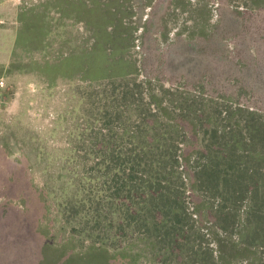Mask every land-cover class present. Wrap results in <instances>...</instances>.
Here are the masks:
<instances>
[{"label": "rangeland", "instance_id": "rangeland-1", "mask_svg": "<svg viewBox=\"0 0 264 264\" xmlns=\"http://www.w3.org/2000/svg\"><path fill=\"white\" fill-rule=\"evenodd\" d=\"M0 19V264H176L179 249L142 229L104 238L86 213L85 225V198L102 195V161L142 157L138 125L167 137L192 109L201 123L181 116L174 142L188 177L211 130L247 140L264 122V0H0ZM102 54L116 62L92 66ZM150 93L167 97L162 110ZM158 159L170 157L138 158ZM200 229L217 264H264V245Z\"/></svg>", "mask_w": 264, "mask_h": 264}, {"label": "trees", "instance_id": "trees-1", "mask_svg": "<svg viewBox=\"0 0 264 264\" xmlns=\"http://www.w3.org/2000/svg\"><path fill=\"white\" fill-rule=\"evenodd\" d=\"M110 61L116 62L102 54L90 64L96 63L102 70ZM150 95L152 109L160 110L167 97ZM184 109L186 114L170 117L172 122L165 131L167 137L155 129L156 123L144 131L137 126L135 137L143 144L142 157L169 155L168 161H140L138 158L142 157L137 154L130 161L120 162L114 158L102 161V195L96 200L85 198L89 209L84 211L88 220L84 223L87 225L88 216H92V228L97 232L102 230L104 238L121 239L142 229L154 247L159 246L169 253L179 249L176 264H217L223 252L220 248L215 255L209 238L200 229L206 224L217 230L214 235L220 245L221 234L229 235L231 231L248 246L264 245V171L260 170L264 163V122L248 123L247 140L240 128L224 131L219 135L220 140L218 130H211L215 134V147L199 149L194 168L186 169V177L179 169L182 147L174 142L182 134L184 117L181 116L188 119L192 115L191 120H196V125L201 121L194 117L191 108L184 106ZM208 119L206 117L205 122L208 123ZM167 140L171 146L168 151L160 149L159 154L156 143ZM196 193L200 197L208 195L211 202H195L194 199L199 201Z\"/></svg>", "mask_w": 264, "mask_h": 264}, {"label": "built area", "instance_id": "built-area-1", "mask_svg": "<svg viewBox=\"0 0 264 264\" xmlns=\"http://www.w3.org/2000/svg\"><path fill=\"white\" fill-rule=\"evenodd\" d=\"M1 21V19H0ZM7 87V80L4 76H0V105L4 100V91Z\"/></svg>", "mask_w": 264, "mask_h": 264}, {"label": "crops", "instance_id": "crops-1", "mask_svg": "<svg viewBox=\"0 0 264 264\" xmlns=\"http://www.w3.org/2000/svg\"><path fill=\"white\" fill-rule=\"evenodd\" d=\"M14 38H15V39L18 38V30H16V34H15Z\"/></svg>", "mask_w": 264, "mask_h": 264}]
</instances>
